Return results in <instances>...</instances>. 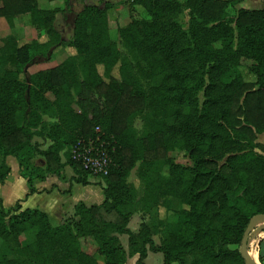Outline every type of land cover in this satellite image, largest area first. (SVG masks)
Masks as SVG:
<instances>
[{
    "label": "trees",
    "instance_id": "trees-1",
    "mask_svg": "<svg viewBox=\"0 0 264 264\" xmlns=\"http://www.w3.org/2000/svg\"><path fill=\"white\" fill-rule=\"evenodd\" d=\"M0 1V17L9 26L28 13L45 34L43 41L21 45L7 37L0 46L3 62L12 65L0 75V183L11 170V156L29 193L36 181L60 175L67 165L73 181L88 185L90 173L70 154L63 161L61 152L93 137L96 126L114 147L109 170L100 176L103 201L76 203L57 225L40 209L16 203L6 210L0 198V264H124L134 255L145 264L149 251L160 252L162 264H245L243 233L253 215L264 213V148L258 152L255 142L264 131V9H237L240 0L83 5L65 41L54 24L58 7ZM115 5H125L129 16L135 6L148 15L119 27L125 52L108 33L107 13ZM57 45L75 52L27 80L24 68L50 58ZM156 76L158 85H146ZM137 114L144 121L140 132L132 126ZM35 136L50 144L42 148ZM169 151L184 152L191 164L168 158ZM137 161L167 165L165 175L146 182L151 189L142 198L127 181ZM171 198L179 201L176 221L157 220L159 244L146 221L135 231L128 227L133 214ZM81 239H90L95 252H86Z\"/></svg>",
    "mask_w": 264,
    "mask_h": 264
},
{
    "label": "rangeland",
    "instance_id": "rangeland-1",
    "mask_svg": "<svg viewBox=\"0 0 264 264\" xmlns=\"http://www.w3.org/2000/svg\"><path fill=\"white\" fill-rule=\"evenodd\" d=\"M123 0H70L69 5L65 6L63 4V1L61 0L58 3H51L46 1V6H49L52 8L58 7L60 11L56 14L55 19V27L57 28L58 32L62 35L63 40L67 41L72 36V26H73V20L75 18V14L77 11L79 12L83 5L85 4H97L101 5V7H104L106 2L110 3H117L121 2ZM42 2V0H41ZM1 5V1H0ZM39 5V4H38ZM40 7V6H39ZM232 13V10H230ZM130 17L132 18H148L147 13L145 10L139 6H135L133 10L129 12L125 5H115L113 8L109 9L107 13V22H108V33L112 40H114L119 50L122 52H125V49L123 48L121 44V39L119 37V27L126 24ZM182 22L184 27L186 28L187 25V13H185L182 16ZM6 22V21H5ZM7 23V22H6ZM12 26H9L8 24H5V26L0 27V46L4 44V39L7 37H11L13 45L15 44H23L26 42H29L33 39H38L40 41L45 40V34L42 29L38 28L34 24H32L29 14H21L14 18H12ZM75 51L73 48L65 46V45H57L50 49L49 54L47 57L50 56V58H46L45 60L38 59L37 61H33L32 64L26 66L24 68V74L27 80L28 75L35 71H45L49 70L51 67L56 66L59 62H61L63 59H65L67 56L73 54ZM2 55H0V75L4 73V71L10 67L11 62L9 59H6L5 62H3ZM12 67V65H11ZM97 69L100 75L105 78L104 76V69L102 65H97ZM112 75L118 77V69L117 67H114L112 70ZM161 80L160 76H156L152 79H150L146 85L151 84V86L158 85ZM29 82V81H28ZM46 96L49 99H53L52 93H46ZM199 98L202 100V92L199 93ZM73 107L78 110L76 105H73ZM46 120L47 117H45ZM18 122H21V118L18 119ZM144 121L141 119V116L137 114L132 119V126L137 130V132H140L142 129ZM34 140L39 142L42 147H44L47 142H50L46 138L42 137H34ZM72 148L68 150H64L61 152V158L63 161H66L67 155L71 154ZM167 157L170 159H174L176 162L188 165L191 164V161L186 156L184 152L179 151H169L167 152ZM14 164L16 163V160L13 158ZM140 162L137 161L134 165V167L130 170V173L127 177L128 182H133L137 186V195L138 198H142V196L147 192V190H150L151 187H145L147 186V183L149 179H151L154 183L157 181V178H159L162 175H165L167 172V165L165 163H162V161H151L148 165H139ZM10 165H13L12 160L10 162ZM15 166V165H13ZM17 166V165H16ZM15 166V168H16ZM70 166H67L65 169L68 170L67 172H70L69 170ZM64 169L63 175H69L68 173H65L66 170ZM17 171V170H15ZM140 172V177L138 176V173ZM72 173L74 175V172L72 170ZM15 174V173H13ZM12 174V175H13ZM89 181L93 185H101L103 183L102 178L100 176H90ZM68 183V182H67ZM82 185V184H81ZM162 200V198L160 199ZM179 209V201L176 198H171L169 204H163L161 201H156L155 203L151 202V207L148 211L140 210L137 212L130 220L129 228L131 230H136L137 224L140 223V221L144 220L146 221L152 228V238L155 243L159 244L160 238H161V228L158 225V219L165 218L169 222H175L177 211ZM51 223L53 225H57L58 220L51 219ZM29 238L31 237L30 233L28 234ZM126 235H122L121 239L124 244H126ZM81 244L83 249L88 253H94L95 252V245L90 239H81ZM232 248H236L235 245L232 246ZM251 249V246L249 247ZM253 252L254 250L251 249V255L254 256ZM256 259V258H255ZM148 264H162V254L159 253H153L151 252V255L148 259ZM173 264H177L174 262Z\"/></svg>",
    "mask_w": 264,
    "mask_h": 264
},
{
    "label": "crops",
    "instance_id": "crops-1",
    "mask_svg": "<svg viewBox=\"0 0 264 264\" xmlns=\"http://www.w3.org/2000/svg\"><path fill=\"white\" fill-rule=\"evenodd\" d=\"M46 1L51 3H58L61 0H42V2L41 0H38L39 6L43 9H51L49 4L48 7L46 6ZM98 6L101 7V5ZM236 8L264 9V0H240L236 4ZM5 24H7L5 22V19L0 17V27L5 26ZM255 142L259 145L256 150L263 153L262 149L264 148V131L256 135ZM49 144L50 142H47L44 147H41L46 148ZM13 158L14 157L11 156L7 157L6 160L11 170L4 182L0 183V198L2 199L3 207L6 210L12 208L16 203H18L21 209H40L48 215L50 222L51 219L54 218L58 220V223H61L64 218L73 214L74 206L76 203L82 202L85 205L90 206L93 204H99L104 199L102 184L81 185L79 183H76L72 180L73 173L71 167H68L69 170L71 169L70 172H67L68 170H66V167L69 165L64 167V169L66 168L65 173H70L69 175H63V173H61L60 175H49L43 181H36L34 183L35 191L29 193L27 182L19 174L18 163L16 161V163L14 164ZM11 160L13 165H17L16 168L15 166L10 165ZM135 214H133L132 217ZM129 224L130 221L128 223V226ZM138 225L139 224H137L136 229L138 228ZM249 246H251V249L256 253V263L264 264V222L255 225L253 231L249 236ZM150 255L151 251L147 253V257L144 260L145 264H148ZM137 257V255H134L133 257L128 258L124 264H137Z\"/></svg>",
    "mask_w": 264,
    "mask_h": 264
},
{
    "label": "built area",
    "instance_id": "built-area-1",
    "mask_svg": "<svg viewBox=\"0 0 264 264\" xmlns=\"http://www.w3.org/2000/svg\"><path fill=\"white\" fill-rule=\"evenodd\" d=\"M94 131L93 137L79 140L73 145L70 157L88 171L90 176H102L109 170L114 147L102 136L99 126H96Z\"/></svg>",
    "mask_w": 264,
    "mask_h": 264
},
{
    "label": "water",
    "instance_id": "water-1",
    "mask_svg": "<svg viewBox=\"0 0 264 264\" xmlns=\"http://www.w3.org/2000/svg\"><path fill=\"white\" fill-rule=\"evenodd\" d=\"M261 222H264V213H258V214L253 215L250 218L249 223L243 233L241 243L239 246V252H240V255L243 257L245 264H257L256 260L250 254L251 249H249L250 247L249 246V236H250V233L253 231L255 225Z\"/></svg>",
    "mask_w": 264,
    "mask_h": 264
},
{
    "label": "bare ground",
    "instance_id": "bare-ground-1",
    "mask_svg": "<svg viewBox=\"0 0 264 264\" xmlns=\"http://www.w3.org/2000/svg\"><path fill=\"white\" fill-rule=\"evenodd\" d=\"M250 254H251V251H250ZM253 254H254L253 258L255 259V258H256V253L253 252ZM255 260H256V259H255Z\"/></svg>",
    "mask_w": 264,
    "mask_h": 264
}]
</instances>
